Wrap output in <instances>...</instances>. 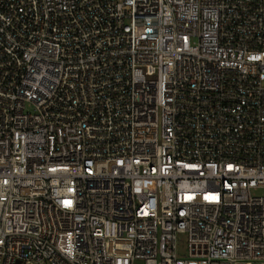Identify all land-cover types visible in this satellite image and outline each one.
Wrapping results in <instances>:
<instances>
[{
	"label": "built area",
	"instance_id": "built-area-1",
	"mask_svg": "<svg viewBox=\"0 0 264 264\" xmlns=\"http://www.w3.org/2000/svg\"><path fill=\"white\" fill-rule=\"evenodd\" d=\"M17 260L264 264V0H0Z\"/></svg>",
	"mask_w": 264,
	"mask_h": 264
},
{
	"label": "rangeland",
	"instance_id": "rangeland-1",
	"mask_svg": "<svg viewBox=\"0 0 264 264\" xmlns=\"http://www.w3.org/2000/svg\"><path fill=\"white\" fill-rule=\"evenodd\" d=\"M178 252L180 254H184L186 252V235L184 233H181L178 236ZM41 264H50V263H41Z\"/></svg>",
	"mask_w": 264,
	"mask_h": 264
},
{
	"label": "water",
	"instance_id": "water-1",
	"mask_svg": "<svg viewBox=\"0 0 264 264\" xmlns=\"http://www.w3.org/2000/svg\"><path fill=\"white\" fill-rule=\"evenodd\" d=\"M17 264H20V260H17Z\"/></svg>",
	"mask_w": 264,
	"mask_h": 264
}]
</instances>
